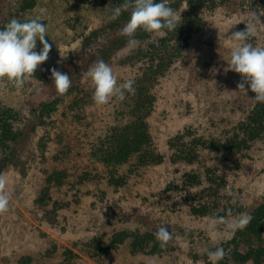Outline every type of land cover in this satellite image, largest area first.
<instances>
[{
    "label": "rangeland",
    "instance_id": "374dc122",
    "mask_svg": "<svg viewBox=\"0 0 264 264\" xmlns=\"http://www.w3.org/2000/svg\"><path fill=\"white\" fill-rule=\"evenodd\" d=\"M20 2L0 0V26L13 17L24 21L43 14L45 39L52 46L44 65L77 49L81 35L107 21L115 7L112 0H36L34 8L23 13ZM247 12L236 4L204 12L202 27L151 89L154 100L146 124L162 162L134 169L120 186L109 181L113 168L92 152L125 121L124 117L119 122L126 109L123 101L95 105L91 83L83 76L75 89L60 97L53 96L55 88L33 78L21 89L0 88V105L18 113L27 132L22 150L2 172L8 177L10 209L0 215V264L211 263L206 250L212 251L233 232L223 224L210 232V217L191 214V195L197 187L189 192L180 188L196 166L172 161L170 142L182 132L216 134L225 121L241 119L245 106L255 102L247 84V93L238 89L241 75L225 72L238 43L231 35L246 30L239 21ZM259 19L264 23V15ZM250 42L264 46V26H257ZM42 47L37 40L35 50ZM137 48L128 46L111 59L119 83L136 80L146 67ZM206 160L224 173L225 185L234 189L236 204L242 206L240 213L227 218L247 213L259 202L264 142H255L241 155L208 153ZM128 168L127 164L115 169L128 174ZM161 226L173 234V248L165 253H131L128 241L110 246L112 235L124 228L155 233Z\"/></svg>",
    "mask_w": 264,
    "mask_h": 264
},
{
    "label": "trees",
    "instance_id": "16d2710c",
    "mask_svg": "<svg viewBox=\"0 0 264 264\" xmlns=\"http://www.w3.org/2000/svg\"><path fill=\"white\" fill-rule=\"evenodd\" d=\"M115 7L123 0H112ZM160 2V0H155ZM173 9L183 6L176 31L165 30V35L157 36L138 30L135 39L139 42L137 51L147 62L146 69L134 80L135 93L126 94L123 106L126 109L119 116L122 125L114 127L92 152L93 156L108 167L113 168L109 181L115 186L123 185L127 175L134 169L158 164L162 156L152 145L151 136L146 124L153 105L154 83L161 77L182 49L187 45L190 36L201 27L204 12L217 6L236 4L240 10L262 11L264 0H168ZM36 0H21L18 8L25 13L34 8ZM130 12H122L116 20L107 19L104 23L81 35L80 42L74 51L67 53L57 63L40 65L33 79L48 88H55L51 78V69L56 68L70 76L72 84L67 93L76 88L83 74L97 60L110 63L121 50L128 47V37L120 35V29L128 22ZM5 25L0 26V30ZM139 55V54H138ZM137 60V58H136ZM53 96H62L57 92ZM53 102L51 104H55ZM50 104V105H51ZM45 105V104H44ZM51 106H48V108ZM46 108V110L48 109ZM125 115V116H124ZM18 113L0 105V173L15 161L27 132ZM216 134L194 135V131L182 132L170 142L171 160L182 161L196 166L185 175L180 190L189 192L197 187L191 195L190 212L194 216L228 217L242 211L236 204L233 188L227 187L225 175L217 166L207 164L206 154L230 152L245 154L255 142H264V104L254 102L245 106L243 117L236 121L227 120ZM125 174H118L115 168L127 165ZM169 187L178 189L170 183ZM252 219L244 229L236 230L231 237L217 244L228 253L218 264H264V190L259 202L247 211ZM129 242L131 253L162 254L173 247L168 244L161 248L154 233H141L139 229H123L111 237L112 245ZM216 247V248H217ZM215 248V249H216ZM215 249H212L214 251ZM211 264V263H207Z\"/></svg>",
    "mask_w": 264,
    "mask_h": 264
},
{
    "label": "clouds",
    "instance_id": "9594fccd",
    "mask_svg": "<svg viewBox=\"0 0 264 264\" xmlns=\"http://www.w3.org/2000/svg\"><path fill=\"white\" fill-rule=\"evenodd\" d=\"M185 9H173L168 0H160L158 3L155 0H123L122 4L113 7L109 19L114 21L122 12H130V18L120 29V35L129 38V48H135L139 43L134 38L138 30L159 36L165 35V30L176 31L181 20L180 13ZM260 15H264V10L258 12L248 9L246 18L239 21L246 24V30L236 31L231 35L232 40L238 43L231 49L225 72L231 70L240 74L242 80L237 85L238 89L247 93V84L255 94L253 100L264 104V46H254L250 42L257 35V26H264L259 19ZM42 20L43 14L24 21L13 17L0 30V88L8 85L16 89L23 88L35 76L40 65L48 60L52 46L45 39L48 28ZM37 40L43 46L39 52L35 50ZM51 78L56 92L65 95L72 84L70 76L52 68ZM83 79L90 81L93 89L92 100L97 106L107 105L114 99L122 102L126 94L135 93V82L129 79L119 83L113 68L103 59L95 61L83 74ZM7 186V174L0 173V215L10 209ZM251 219L247 213L230 219L211 216L207 228L212 232L223 224L227 230L234 232L247 227ZM154 236L162 249L173 239V234L165 226L159 227ZM206 254L211 264H218L228 255L223 247H217L214 251L206 250Z\"/></svg>",
    "mask_w": 264,
    "mask_h": 264
}]
</instances>
